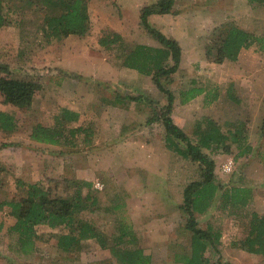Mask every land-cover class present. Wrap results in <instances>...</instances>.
<instances>
[{"label":"rangeland","instance_id":"rangeland-1","mask_svg":"<svg viewBox=\"0 0 264 264\" xmlns=\"http://www.w3.org/2000/svg\"><path fill=\"white\" fill-rule=\"evenodd\" d=\"M2 6L7 11L8 25L0 28V62L8 64L13 75L18 78L31 77L37 80L40 88L33 98L32 106L27 111H20L10 104L4 103L0 94V109L15 115L17 128L13 131L0 129V202L4 200L19 199L23 196L24 190L17 185V180L21 179L26 184L38 183L42 186L54 188L61 197L74 199L77 194V181L91 182L90 187H83V196L89 191L95 197L96 203L87 207H82V203L76 208L77 217L84 218L94 223L101 231L109 237L112 244L120 248L135 249L137 244H142L143 240L149 239L158 241V244L147 245L146 253L151 254L153 264H185L184 255L189 251V243L192 232L188 230L187 213L181 209L184 201L183 191L185 185L190 181L200 179L198 164L190 159L178 154V169H172L167 174L140 170L130 173L134 181H130L126 186H122L119 180L110 172L96 174L90 177L91 180L81 179L74 169V164L70 165L63 172L56 168L48 173L35 171L28 176L27 169L23 170L17 166L22 162L31 159L30 156H22L19 151L28 149L35 155L37 146H34L28 139L32 127L37 123L55 126L57 115L64 109H70L66 104L80 102L83 109L84 118L81 121L80 115L76 120L65 121V137L60 141V146L49 147V152L58 153L61 157L66 155L70 163L77 160L84 151V146L92 145V140L85 144L84 138L90 135L94 123H96V113L99 116L106 114L109 102L117 100L118 96L124 98V102H137L148 114L154 115L161 112L167 105V96L164 94L161 100H152L151 95L134 93L133 95H122L117 89L106 86L105 79L102 83L93 85L86 77L73 70L60 67L61 59L67 60L63 54L67 45L78 47L82 52V57L90 54L100 53L99 62H103L101 70L106 73L107 61L120 59V52H127L128 43L121 39L109 45L97 46L96 39L100 37L112 38L114 31L106 27V19H121L122 13L116 0H86L88 3L89 16L91 20V40L85 41L82 35L73 34L71 37L65 36L62 39H55L50 44H45L43 26L46 15L61 13L59 2L61 0H0ZM151 4L159 0H150ZM188 0H179L178 9L172 12V16H179L182 13L183 19L177 25L175 36H184L187 29V22L190 17L186 11ZM199 1V0H197ZM184 12H180V11ZM177 11V12H176ZM177 22V20L174 19ZM194 24V23H190ZM201 25V23L199 22ZM140 25V24H139ZM142 25V24H141ZM226 25L216 28L217 34L226 32ZM195 30L200 27L193 26ZM202 28V26H201ZM168 36V32L160 29ZM201 30V29H200ZM208 37L206 51L213 36ZM147 30L144 26L131 27L127 37L133 38V43L146 39ZM69 37V38H68ZM69 40V41H68ZM191 47V43L186 44ZM188 45V46H187ZM256 46H253L254 48ZM47 49V51H46ZM63 52V53H62ZM258 53V54H257ZM185 59L178 70L172 76V81L168 86L172 89L176 99L175 102L184 103L187 97L184 92L191 88L204 87L207 92L204 96L197 95L195 100L185 102H199L210 104L208 94L212 97L218 91L216 85L226 86L223 103L227 120L220 119L218 124L229 139L226 146L216 147L215 145L205 148L208 157L215 163V176L217 182L221 183L225 190L234 186H244L252 189L256 193V198L251 200L246 207L224 206L223 197H217L207 212L196 214L198 224L203 229L211 227L214 231L222 234L220 242L216 245L217 250L211 248L206 256L209 264H264V257L248 251L247 245H242L246 239L254 213L264 214V54L255 51L245 54V62H233L225 60V65H212L216 63L206 60L207 64L201 60L194 61L190 54ZM99 56V55H98ZM259 56V57H256ZM73 57V56H71ZM79 57V56H78ZM231 66H227L230 65ZM119 64V63H118ZM258 68L261 74L256 76L254 81L248 79L244 88L238 89L234 84L229 85V81L222 80L218 83L220 76H226L229 71L248 74L249 70ZM74 72L80 77L75 78L68 73ZM89 78V77H87ZM66 79V80H65ZM242 80L244 77L242 76ZM247 86V87H246ZM215 89H217L215 91ZM219 92V91H218ZM202 102V103H201ZM203 108H206L203 106ZM174 109V108H173ZM102 111L103 114H100ZM218 111L215 106L214 112ZM96 112V113H95ZM182 118H187V113L182 112ZM150 116V117H151ZM207 116L202 110L193 116L188 117V121L183 123V130L190 139L199 143L206 127ZM81 124V125H80ZM73 127H81L83 130L74 137L69 130ZM165 135L163 144H165ZM167 145V144H166ZM185 146V143L184 145ZM78 151V152H77ZM174 151V150H173ZM44 152V151H43ZM45 152V154H50ZM39 155V153L37 154ZM51 155V154H50ZM177 155V153H176ZM38 157V156H35ZM145 158V157H143ZM233 161L232 170L227 172L224 165ZM16 165V166H15ZM61 166V164H58ZM15 166V167H14ZM20 166V165H18ZM41 174V175H40ZM89 176L92 171H88ZM48 179L58 182L50 183ZM94 180V181H93ZM135 183V184H134ZM99 184V186H98ZM224 192L221 190L220 194ZM123 202V209L117 206ZM125 212L141 223L139 239L133 232L127 230V235L122 241L116 240L124 232L119 222V213ZM169 221V222H168ZM175 223H174V222ZM15 218L3 217L0 215V264H118L119 262L112 255L110 249H103L95 240H83L79 247L65 250L58 246V239L62 234V228H52L47 224H39L36 227L37 235L32 239H21L19 234L9 233L8 228L13 225ZM173 222V223H172ZM173 226L170 235L164 237L166 229ZM175 230V231H174ZM138 239V243L135 239ZM161 238H165L163 243Z\"/></svg>","mask_w":264,"mask_h":264},{"label":"trees","instance_id":"trees-1","mask_svg":"<svg viewBox=\"0 0 264 264\" xmlns=\"http://www.w3.org/2000/svg\"><path fill=\"white\" fill-rule=\"evenodd\" d=\"M176 0H159L155 4L144 5L140 10L141 24L147 33L155 38L162 47H151L144 44L136 45L126 55L124 64L137 70L142 74L152 75L156 86L167 96V105L148 119V123L161 120L166 130V143L168 148L174 150L184 158L196 162L200 171V179L190 182L184 190V203L181 208L187 213L188 230L192 232L189 251L184 255L185 264H209L206 253L211 248L217 250L216 245L220 242L222 234L214 231L211 227L203 229L199 226L196 214L207 212L213 201L221 196L224 206L246 207L253 198V190L244 186H234L225 190L224 186L217 182L215 176V163L205 153L204 149L212 145L216 147L226 146L229 139L217 121L206 118V127L203 130L199 143L193 142L189 135L179 126L172 117L175 95L168 84L172 76L180 68L182 61V47L180 42L165 34L160 29L153 27L148 17L151 14H165L173 10ZM263 2L264 0H256ZM61 13L46 15L43 32L45 44L52 43L70 34L84 35L91 28L88 3L86 0H61L59 2ZM7 11L0 1V28L8 25ZM224 25H222L223 27ZM214 36L207 47V59L216 63H222L226 59L236 60L243 48H250L257 44L264 52V36L256 35L238 26L226 25V32ZM121 39L119 34L112 38L102 37L100 43L109 45ZM75 78L80 77L74 72L68 73ZM40 88V84L34 78L15 77L8 64L0 62V94L4 103L10 104L20 111L31 108L33 98ZM202 93L200 88H191L184 95L185 101ZM78 114L69 109H64L57 115L55 126L37 123L32 127L30 138L34 141L49 144H58L65 137V121L76 120ZM17 128L14 114L0 109V129L13 131ZM83 128L73 127L69 130L74 137ZM185 143V146H183ZM50 183L58 182L48 179ZM17 185L24 190L19 199L4 200L0 202V215L15 218V222L8 228L9 233L19 234L21 239H32L37 235L36 227L39 224H47L52 228H62V234L58 239V246L68 250L79 247L83 240H95L103 249H110L118 264H153L151 254L146 253L143 248L124 249L112 244L109 237L105 235L94 223L77 217L76 208L82 203V207L96 203L88 191L83 196V187L92 185L91 182L77 181V194L74 199L61 197L50 185L45 187L38 184H26L18 179ZM224 192L220 194L221 190ZM249 233L244 240L248 251L261 254L264 257V214L254 213ZM0 225V229H1ZM116 240L122 241L127 232ZM216 264H221L217 262Z\"/></svg>","mask_w":264,"mask_h":264},{"label":"crops","instance_id":"crops-1","mask_svg":"<svg viewBox=\"0 0 264 264\" xmlns=\"http://www.w3.org/2000/svg\"><path fill=\"white\" fill-rule=\"evenodd\" d=\"M120 6V11L122 13L121 19L112 18L106 19V27L112 29L114 33H117L122 36V41L128 43V51L125 53L120 52V59L107 61V70L106 73H103L101 67L103 62H99L100 53L95 55L90 54V56L80 57L82 56L81 50L72 45H67L62 50L63 54L68 55L67 60L64 58L61 59L60 67L64 69L73 70L77 73H80L86 77L84 81L91 80L93 81V85L102 83L104 81L106 86L112 87L113 89H117V91L122 95H133L134 93H139V95L146 94L151 95L154 98L152 100H162L164 97V93L156 86L152 75L142 74L137 70L130 68L124 64L126 55L138 44H144L151 47H162V45L152 36L146 35V39L143 41H138L133 43V38H128V32L131 27L142 26L140 20V10L144 5L151 4L150 0H116ZM178 1H175L173 11L178 9ZM186 5V11L189 12L190 17L187 22V29L184 32V36H175L174 30L177 28V25L181 23L183 17L182 13L179 16H172V12L165 14H151L148 17L149 23L158 29L163 28V30L168 32V34L172 35L171 37L177 39L182 47V61L180 67L185 59V56L190 54L191 58L194 61L201 60V62L206 60V43H208V37L212 35L214 29L220 27L221 25H234L240 28H243L256 35L264 36V1L259 2L256 0H188ZM180 11V10H179ZM177 12V11H176ZM184 12V11H180ZM177 20L176 21H174ZM201 23V25L199 24ZM194 23V24H190ZM140 24V25H139ZM193 26H199V30H195ZM202 26V28H201ZM90 30L82 35L85 41L91 40L92 37L89 36ZM70 34L69 37H71ZM65 37V36H64ZM68 37V38H69ZM62 39V38H60ZM100 39H96V50H99L97 46L101 47ZM63 40V39H62ZM69 41V40H68ZM186 44L191 43V47H186ZM113 46L115 44H112ZM104 46V45H103ZM188 46V45H187ZM253 46H256L252 48ZM251 46L250 48H243L238 55V59L230 60L233 62L241 61L245 62V54L251 53L258 49L259 52H262L259 49L257 44ZM47 51V49H46ZM258 54V53H257ZM99 55V56H98ZM73 56V57H71ZM79 56V57H78ZM259 57V56H256ZM119 63V64H118ZM212 65H219L218 63H210ZM227 62H223L221 65H225ZM230 64V63H229ZM227 65L228 67L231 66ZM180 70V68H178ZM248 74H240L239 72L229 71L226 76H220L219 82L222 80L229 81V85L232 83L234 87L238 89L244 88V85L247 84L248 79L254 81L256 76L260 75L261 72L258 68L254 70H249ZM178 72V71H177ZM176 72V73H177ZM242 76L246 80H242ZM89 77V78H87ZM66 80V79H65ZM255 82V81H254ZM226 86L228 85H216L218 88L215 89L213 96L210 97L208 94V101L214 103L206 104L202 103V106H199V102H184L174 103V109L172 113V117L175 122L179 126H183L182 124L188 121V117L190 115L198 113L202 110L203 115L207 116V118H211L218 122V120L223 119L227 120L229 117L227 115L226 108L224 105L223 98L224 94H226ZM246 86V87H247ZM196 88V87H194ZM202 93L198 94L200 96H204L207 92V89L204 87H200ZM197 96V95H196ZM192 98L195 100L197 97ZM124 98L121 96L117 97V100L114 102H109L110 105L107 106L106 114H103L102 111L100 114L102 116L97 115L96 113V123H94V127H92L90 131V135H86L84 138L85 144L89 143V139L92 141V145L84 146L81 151L80 156H76L77 160H73L74 163H70V159L67 158L66 155L59 156L58 153L49 152V147H58V144H49V143H41L34 141L30 138L29 141L37 146V150L35 155H33L32 151L28 149L19 151L20 155L23 157L30 156L31 159L17 164L16 167L22 169L25 166L28 172V176L30 177V173H34L35 171L48 173L51 169L56 168L59 171H64L70 165L74 164V169L77 172L78 177L81 179L91 180L90 177H96V174H102L104 172L112 173L116 179L119 180L120 185L126 186L130 183V181H134V177L130 174L132 172H137L140 170H145L149 172H158V173H168L172 169H178V153L172 149L168 148L165 144H163V137H166V130L164 124L161 120L154 121L152 123H148V119L151 114H148L145 108L140 106L139 104H135L137 102H124ZM72 111L78 113L80 115L81 121L84 118L82 114L83 109L81 107L80 102H75L74 104H66ZM205 106L206 108H203ZM215 106L218 108V111L214 112ZM186 112L187 118H182L181 113ZM83 117V118H82ZM81 125V124H80ZM44 151V152H43ZM45 152H49L50 154H45ZM78 152V151H77ZM39 153V155H37ZM38 156V157H35ZM1 157V154H0ZM145 157V158H143ZM58 164H61L59 166ZM2 164H0L1 166ZM20 165V166H18ZM14 166V167H15ZM92 171V175L89 176L88 171ZM41 175V174H40ZM1 176V175H0ZM94 181V180H93ZM193 181V180H192ZM190 181V182H192ZM188 182L186 186L190 183ZM34 183V182H33ZM36 183V181H35ZM135 184V183H134ZM253 192V200L256 198V193ZM184 193V191H183ZM182 193V194H183ZM184 199V194H183ZM184 203V201L182 202ZM182 205V204H181ZM123 202L120 206H117V209H123ZM181 207V206H180ZM182 209V208H181ZM119 222L121 225V229L133 232L134 235L139 239L141 223L138 217L133 220L131 216H127V213L120 212L119 213ZM169 222V221H168ZM174 222V221H173ZM172 222V223H173ZM175 223V222H174ZM166 229V233L164 237H168L170 235L171 230L175 229L173 226H169ZM175 231V230H174ZM135 239V242L138 243V239ZM165 238H161L160 242L163 243ZM144 245L137 244L136 248H143L144 250L147 248V245L158 244V241L149 240L148 238L143 240ZM146 251V250H145Z\"/></svg>","mask_w":264,"mask_h":264},{"label":"built area","instance_id":"built-area-1","mask_svg":"<svg viewBox=\"0 0 264 264\" xmlns=\"http://www.w3.org/2000/svg\"><path fill=\"white\" fill-rule=\"evenodd\" d=\"M232 164H233V161L229 160V162L224 165V170L227 172L231 171L232 170ZM98 186H99V184H98Z\"/></svg>","mask_w":264,"mask_h":264}]
</instances>
